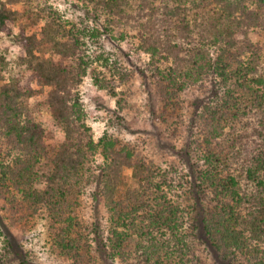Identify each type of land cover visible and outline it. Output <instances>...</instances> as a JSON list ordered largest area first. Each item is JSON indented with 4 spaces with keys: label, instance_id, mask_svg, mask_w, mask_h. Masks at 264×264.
<instances>
[{
    "label": "trees",
    "instance_id": "trees-1",
    "mask_svg": "<svg viewBox=\"0 0 264 264\" xmlns=\"http://www.w3.org/2000/svg\"><path fill=\"white\" fill-rule=\"evenodd\" d=\"M80 1L84 18L69 23L37 0H0V191L16 204L17 194L31 214L74 219L71 208L99 152L98 196L110 222L104 257L123 253L124 237L136 235L163 250L167 264H197L185 244L193 239L226 263L264 264V51L260 38L249 40V32H264V0ZM124 37L136 40L139 59L118 45L120 56L104 55L105 39ZM92 47L105 70L91 67ZM89 66L92 83L114 101L109 129L96 140L79 90ZM131 71L149 101L154 89L160 119L174 116L172 132L194 147L183 152L181 175L119 136L147 132L121 117L131 104L129 90L117 88ZM43 110L60 134L38 121ZM175 187L190 192L195 208L170 199Z\"/></svg>",
    "mask_w": 264,
    "mask_h": 264
},
{
    "label": "rangeland",
    "instance_id": "rangeland-1",
    "mask_svg": "<svg viewBox=\"0 0 264 264\" xmlns=\"http://www.w3.org/2000/svg\"><path fill=\"white\" fill-rule=\"evenodd\" d=\"M37 1L41 5H50L60 14L61 19L69 23L84 18V4L80 0ZM87 21L90 26L98 27V22L88 19ZM257 38H260L259 44L264 51V32L262 34L258 31L249 32V40L252 44L257 41ZM132 40L136 42L135 39ZM132 40L124 37L123 40L116 38L108 42L105 39L103 42L104 55L120 56L115 46L118 45L123 50H129L133 59H139L138 55L132 52ZM9 44V54L14 57L18 47L12 37L9 38ZM90 50L88 53L90 54L89 60H92L91 67L105 70L102 65H99L101 61L98 56L99 47H92ZM140 58L144 60V54L141 53ZM119 61L121 65L130 70L129 63L123 57H120ZM91 67L87 68L79 90L84 103L85 123L90 126L91 134L96 140L104 130L109 129L111 113L107 111V108H113L114 101L92 83ZM128 73L127 83L117 88L118 90H129L128 101L131 104L129 109L125 108L122 111L121 117L131 128L147 132L132 135L122 132L119 136L144 147L147 154L161 167L165 169L170 167L177 175L183 174L187 169L186 156L183 152L191 149L190 146L193 149V145L185 144L183 135L177 136L179 133L172 132V129L178 127L179 123L174 122V116L160 119L161 105L154 89L152 87L150 89L152 101H149L144 95L143 88L140 87L137 74L134 71ZM181 110L186 116L191 115V109ZM184 114L181 118L183 126L189 123ZM163 116L166 117V115ZM36 118L47 131L60 134L59 124L49 111L43 110ZM191 155L189 161H194L197 156L193 153ZM100 164L101 155L98 152L88 167L87 179L83 182V187L79 189L77 202L75 201L71 208L74 219H63L62 222H56L38 214H31L20 207L24 205V202H21L17 194H15L16 204L12 202L6 191H0V264H106L107 262L111 264H157V262L167 264L169 258L163 250L156 248L153 250L145 240L138 241L139 237L136 235L124 237L121 247L117 248L118 251L123 250V253H117L111 261L103 256L104 253L101 252L103 249L100 245L107 237L110 222L103 200L98 196L101 188L98 167ZM170 191L171 200L185 206L188 202H192L191 205L195 208L193 200H189V191L176 187ZM95 224L98 226V234L94 232ZM70 230L76 233L69 234ZM108 236H110L109 233ZM201 241L196 239L185 241L187 249L195 250L199 258L197 264H232L212 254L207 245ZM143 246L149 250H143Z\"/></svg>",
    "mask_w": 264,
    "mask_h": 264
}]
</instances>
